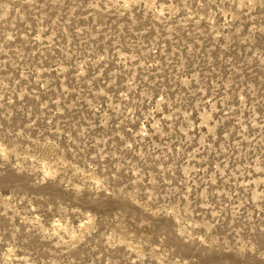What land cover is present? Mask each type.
Instances as JSON below:
<instances>
[{
	"label": "rangeland",
	"instance_id": "1",
	"mask_svg": "<svg viewBox=\"0 0 264 264\" xmlns=\"http://www.w3.org/2000/svg\"><path fill=\"white\" fill-rule=\"evenodd\" d=\"M0 264H264V0H0Z\"/></svg>",
	"mask_w": 264,
	"mask_h": 264
}]
</instances>
